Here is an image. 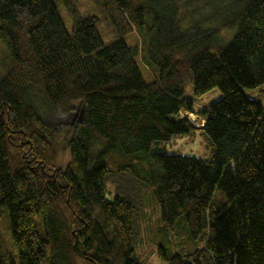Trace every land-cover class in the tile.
I'll list each match as a JSON object with an SVG mask.
<instances>
[{"label":"trees","instance_id":"obj_1","mask_svg":"<svg viewBox=\"0 0 264 264\" xmlns=\"http://www.w3.org/2000/svg\"><path fill=\"white\" fill-rule=\"evenodd\" d=\"M60 1L71 32L52 0H0V264H144L150 207L163 264H264V105L242 90L264 94V0ZM188 83L222 96L195 113ZM53 108L81 117L55 128ZM195 129L208 159L153 146Z\"/></svg>","mask_w":264,"mask_h":264},{"label":"rangeland","instance_id":"obj_2","mask_svg":"<svg viewBox=\"0 0 264 264\" xmlns=\"http://www.w3.org/2000/svg\"><path fill=\"white\" fill-rule=\"evenodd\" d=\"M55 5L57 6V10L59 15L61 16L65 28L68 32H71L72 21L69 17L68 10L64 7V3L60 0H52ZM170 0H163V3H168ZM186 1V0H183ZM189 1L187 6L184 7L181 12H190L194 9L195 2L194 0H187ZM197 2L199 6H201L204 0H198ZM196 2V3H197ZM73 4H77V11L79 15H85L86 10L90 8V1L89 0H72ZM79 3V4H78ZM189 5V6H188ZM91 12V10H90ZM209 10L208 7L200 8V10L195 14L192 15L186 24L192 23L197 20H202L205 15H208ZM185 24V25H186ZM208 24H203L202 27H206ZM98 31L101 35V39L105 45H107L110 41L106 38L98 26ZM126 43L128 46H134L135 39L134 36H128L126 38ZM5 55L7 56V51L3 47L0 42V79L4 76L6 71V61ZM140 72L146 82H152L156 79V72L148 70L144 67L143 63H139ZM249 98H257L259 99L262 104L264 105V96L259 94V88H243L242 89ZM183 96L186 99L192 100L193 111L195 113L201 111L205 106L217 101L222 96V91L218 87H214L211 90L205 92L199 97H195L193 94V86L191 83L185 85L183 90ZM37 109H41L44 112L43 106L44 103L40 98H36L35 101ZM40 111V110H39ZM41 114V112H39ZM79 114V115H78ZM194 117L193 123L194 125H200L201 119L198 115L194 113H190ZM189 115V114H188ZM46 118L48 123L55 127L60 128L70 122H73L78 116H80V112L77 109L71 110L69 113H63L58 108H53L47 110ZM191 116V117H192ZM168 154H176V155H183V156H195L202 159H208L210 157V148L208 145L207 140L201 134V130L195 129L190 133L176 135L170 138L168 141L160 142L153 145ZM113 188L110 184L106 186V197L110 198L113 196ZM146 220L141 224V242H139L135 246V256L137 259L144 263V264H163L158 256V244L162 241L161 236L157 230V214L153 210V208H148L146 211ZM7 221L5 216L0 217V231L2 233L3 239L6 243L8 250L13 248L11 244L10 234L7 229Z\"/></svg>","mask_w":264,"mask_h":264},{"label":"built area","instance_id":"obj_3","mask_svg":"<svg viewBox=\"0 0 264 264\" xmlns=\"http://www.w3.org/2000/svg\"><path fill=\"white\" fill-rule=\"evenodd\" d=\"M180 114H181V116H183L182 113H180ZM191 116H192V114H189V115H186L185 117H187L193 123L194 117L192 116V119H191ZM203 123H204V120L201 121L200 125H202Z\"/></svg>","mask_w":264,"mask_h":264},{"label":"bare ground","instance_id":"obj_4","mask_svg":"<svg viewBox=\"0 0 264 264\" xmlns=\"http://www.w3.org/2000/svg\"><path fill=\"white\" fill-rule=\"evenodd\" d=\"M188 119V118H187ZM191 119H192V117H191ZM189 120V119H188ZM189 122L192 124V125H194L190 120H189ZM203 125V124H202ZM202 125H194L195 127H201Z\"/></svg>","mask_w":264,"mask_h":264},{"label":"water","instance_id":"obj_5","mask_svg":"<svg viewBox=\"0 0 264 264\" xmlns=\"http://www.w3.org/2000/svg\"><path fill=\"white\" fill-rule=\"evenodd\" d=\"M80 117H81V115H80ZM80 117H79V118H80Z\"/></svg>","mask_w":264,"mask_h":264},{"label":"crops","instance_id":"obj_6","mask_svg":"<svg viewBox=\"0 0 264 264\" xmlns=\"http://www.w3.org/2000/svg\"><path fill=\"white\" fill-rule=\"evenodd\" d=\"M263 96H264V94H263Z\"/></svg>","mask_w":264,"mask_h":264}]
</instances>
